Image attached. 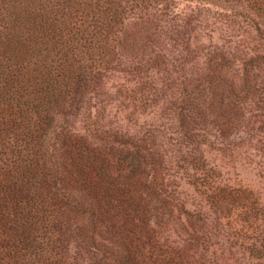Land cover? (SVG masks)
<instances>
[{
  "label": "trees",
  "instance_id": "16d2710c",
  "mask_svg": "<svg viewBox=\"0 0 264 264\" xmlns=\"http://www.w3.org/2000/svg\"><path fill=\"white\" fill-rule=\"evenodd\" d=\"M177 1L0 0V264H264V0H196L250 53L169 78L166 126L109 120L182 64Z\"/></svg>",
  "mask_w": 264,
  "mask_h": 264
},
{
  "label": "rangeland",
  "instance_id": "374dc122",
  "mask_svg": "<svg viewBox=\"0 0 264 264\" xmlns=\"http://www.w3.org/2000/svg\"><path fill=\"white\" fill-rule=\"evenodd\" d=\"M177 4L178 10L184 12L187 15V18H191V24L186 27H179L177 24L176 26L173 24L175 29L171 31L175 37L176 35L178 37L176 45L173 44V41L168 39L164 43L172 53L177 55L179 52V54L184 55V59L181 61L182 64L179 66L177 65L178 67L176 66V68H174V72L169 68L168 74H155L151 78H149L150 75H142V77H144L143 79L149 85H152L154 93L151 95V98L156 102L158 101L157 106L147 110V115L143 117L131 116V110L126 109L118 101L107 107L110 122L115 123L117 127L122 126L125 129H128L130 133H136L143 128H146L145 125L147 124H152L154 127L168 125V121L161 115L159 109H161L162 106V100L164 99L163 95H166L167 97L170 95V91L165 85L169 78L185 73L194 76L196 73H200L205 67V57L207 56V53L214 48L231 50L234 46L242 44L241 47H245V50L248 53H250V49L252 48L251 37L247 36L245 33L248 32V29H239L221 19L219 8L212 6L207 2L203 1L200 3L196 0H179L177 1ZM177 23L182 24L180 21ZM126 26V33L129 35L137 34L139 30L138 25L131 23V21H126L125 27ZM250 32V36H252V31ZM185 47L189 53L183 52L182 49H185ZM128 67L129 65H122L120 69L127 70ZM119 75L120 77L125 76L121 73ZM125 77L126 79H130L128 76ZM108 84L113 87L117 86V83L113 80L109 81ZM137 89H140L139 85L135 90ZM113 92L114 91L111 90V93ZM113 97L117 99V95H113ZM160 99H162L161 102ZM29 121L36 128L41 126V118H38L34 114L30 116ZM78 126H80V123H76V127ZM81 157H83L82 153ZM216 220H220L219 216H216Z\"/></svg>",
  "mask_w": 264,
  "mask_h": 264
}]
</instances>
